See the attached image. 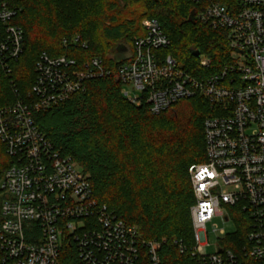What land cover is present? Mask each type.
<instances>
[{"label":"built area","instance_id":"1","mask_svg":"<svg viewBox=\"0 0 264 264\" xmlns=\"http://www.w3.org/2000/svg\"><path fill=\"white\" fill-rule=\"evenodd\" d=\"M193 1L199 22L227 35L231 59L219 72L192 73L163 54L171 40L158 20L149 19L133 57L116 71L99 58L82 64L44 53L35 67L34 99L0 107V142L11 159L0 182V264H62L68 247L82 264H138L144 256L161 264L162 243L142 240L136 227L97 200L89 176L35 121L85 93L88 82L113 75L130 103L147 104L154 115L194 97L211 105L204 122L206 161L189 170L193 242L171 245L192 264H264V0ZM16 16L9 0H0V64L8 72L24 54ZM199 58L202 69L211 67L208 57ZM215 219L234 222L237 233L220 231L212 248L207 230ZM240 231L246 236L237 250Z\"/></svg>","mask_w":264,"mask_h":264},{"label":"trees","instance_id":"2","mask_svg":"<svg viewBox=\"0 0 264 264\" xmlns=\"http://www.w3.org/2000/svg\"><path fill=\"white\" fill-rule=\"evenodd\" d=\"M9 2L17 11L13 24L24 32V54L11 62L10 72L0 64V107L34 99L35 67L44 53L82 64L99 58L116 71L133 57L134 42L145 35L149 19L158 20L171 40L163 54L192 73H217L231 59L226 33L203 26L193 0ZM196 52L211 60L209 69L200 67ZM212 113L206 99L194 97L154 115L147 104L130 103L113 75L88 82L85 93L37 114L35 121L54 148L89 176L97 200L136 227L142 240L162 243L161 264H192L171 243L193 242L195 198L189 170L206 161L204 122ZM10 166L0 142V182ZM245 236L246 231L239 232L241 245L234 248L244 244ZM62 264L82 263L68 247ZM138 264L151 263L144 256Z\"/></svg>","mask_w":264,"mask_h":264},{"label":"rangeland","instance_id":"3","mask_svg":"<svg viewBox=\"0 0 264 264\" xmlns=\"http://www.w3.org/2000/svg\"><path fill=\"white\" fill-rule=\"evenodd\" d=\"M118 1H121V0H118ZM111 56H114L115 58H117V56H115V55H111ZM235 58L239 59L238 56H235ZM118 59H121V57L118 56ZM240 60L245 61V58L244 57L240 58ZM126 89L128 92H130V95L132 97H135L138 94L136 92H132L129 88H126ZM113 149L116 153H118L119 147L117 145L114 144ZM124 153H125V151L123 152V150H122L120 152V155L122 156ZM222 230H225L227 235H233V233H235V232L237 233V226L234 222L225 223L221 219H215L214 222L210 223L208 225L207 231H208V236H209V242H210L212 248H214L217 245V243L219 242V238L223 237V235L220 232Z\"/></svg>","mask_w":264,"mask_h":264},{"label":"water","instance_id":"4","mask_svg":"<svg viewBox=\"0 0 264 264\" xmlns=\"http://www.w3.org/2000/svg\"><path fill=\"white\" fill-rule=\"evenodd\" d=\"M195 15V12H193V16ZM195 56L197 57V58H199L200 56H201V53L200 52H196L195 53Z\"/></svg>","mask_w":264,"mask_h":264}]
</instances>
